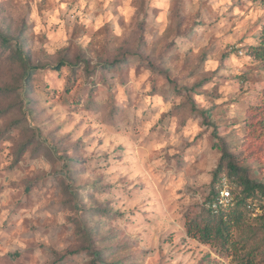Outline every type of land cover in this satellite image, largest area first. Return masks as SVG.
<instances>
[{"label":"clouds","instance_id":"9594fccd","mask_svg":"<svg viewBox=\"0 0 264 264\" xmlns=\"http://www.w3.org/2000/svg\"><path fill=\"white\" fill-rule=\"evenodd\" d=\"M262 46L264 0H0V264H99L77 196L105 264H264Z\"/></svg>","mask_w":264,"mask_h":264},{"label":"rangeland","instance_id":"374dc122","mask_svg":"<svg viewBox=\"0 0 264 264\" xmlns=\"http://www.w3.org/2000/svg\"><path fill=\"white\" fill-rule=\"evenodd\" d=\"M195 36V33L189 31L186 33L187 39L191 40ZM143 44L140 45L141 50H143ZM173 50L172 45H167L164 48V51L162 54H166L168 51ZM199 85H197L198 87ZM79 148V144L77 146L73 147V151H77ZM99 163V162H98ZM68 175L72 176L75 179H79V174L86 171L85 167H82L83 162L81 161L79 156L69 157L68 159ZM89 187L92 190H95L96 188L100 187L99 181L92 182V184L89 185ZM28 189H25V192H27ZM85 195H88L90 197L89 192H85ZM77 203L74 205V208L76 211L79 212L80 216L78 218V223L84 225V233L85 237H90L94 235H99L102 237V239L108 241V245L103 250H98L95 252V255L97 257V260L99 264H105V254L111 253L113 251V245L112 241L115 238V234L111 231L106 230L107 224L111 221L113 218V212L112 210L105 204V205H99L96 204L93 207H81L79 204L80 197H75ZM118 215V213L116 214ZM98 218V219H94ZM90 225V227H89ZM172 240V237L169 236L168 239L165 241L166 243H170ZM186 243V241H184ZM191 251V249H189ZM202 264V262H201Z\"/></svg>","mask_w":264,"mask_h":264},{"label":"trees","instance_id":"16d2710c","mask_svg":"<svg viewBox=\"0 0 264 264\" xmlns=\"http://www.w3.org/2000/svg\"><path fill=\"white\" fill-rule=\"evenodd\" d=\"M257 58L264 60V46H262L257 52H256ZM242 219V217H240ZM238 222V221H237ZM221 225H223V231L229 232L230 228L227 227L226 222L221 221ZM189 234L195 232L199 233V235L202 237L203 240L211 239V228H212V221H203V222H196L192 221L189 225ZM220 228H217V234H220ZM243 264H251L250 260H246L243 262Z\"/></svg>","mask_w":264,"mask_h":264}]
</instances>
